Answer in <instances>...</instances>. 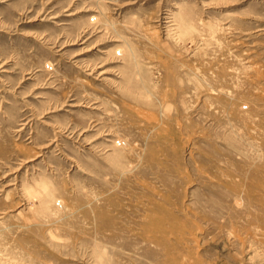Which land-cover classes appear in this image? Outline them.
<instances>
[{
  "label": "rangeland",
  "instance_id": "374dc122",
  "mask_svg": "<svg viewBox=\"0 0 264 264\" xmlns=\"http://www.w3.org/2000/svg\"><path fill=\"white\" fill-rule=\"evenodd\" d=\"M0 264H264V0H0Z\"/></svg>",
  "mask_w": 264,
  "mask_h": 264
}]
</instances>
